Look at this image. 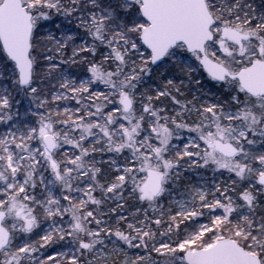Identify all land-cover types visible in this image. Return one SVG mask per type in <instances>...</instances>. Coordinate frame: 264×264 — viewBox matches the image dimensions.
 <instances>
[{"label": "snow or ice", "instance_id": "6c2138e0", "mask_svg": "<svg viewBox=\"0 0 264 264\" xmlns=\"http://www.w3.org/2000/svg\"><path fill=\"white\" fill-rule=\"evenodd\" d=\"M0 264H264V0H0Z\"/></svg>", "mask_w": 264, "mask_h": 264}]
</instances>
